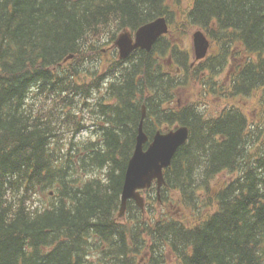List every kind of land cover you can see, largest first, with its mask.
Wrapping results in <instances>:
<instances>
[{"label":"trees","instance_id":"obj_1","mask_svg":"<svg viewBox=\"0 0 264 264\" xmlns=\"http://www.w3.org/2000/svg\"><path fill=\"white\" fill-rule=\"evenodd\" d=\"M180 7L181 0H0V264H264V144L251 155L264 130L235 106L209 116L205 105L176 102L191 80L206 75L207 86L233 58L229 96L260 93L264 107V0ZM161 16L171 34L151 53L120 61L119 33ZM193 27L213 45L191 70L178 40ZM170 57L186 73L176 74ZM143 105L151 141L177 124L191 129L162 191V201L173 194L182 211L159 214L151 194L145 212L130 202L118 221ZM89 129L94 140L78 138ZM222 171L236 176L213 196L211 179Z\"/></svg>","mask_w":264,"mask_h":264},{"label":"water","instance_id":"obj_2","mask_svg":"<svg viewBox=\"0 0 264 264\" xmlns=\"http://www.w3.org/2000/svg\"><path fill=\"white\" fill-rule=\"evenodd\" d=\"M169 32V26L165 18H159L141 27L133 38L132 34L125 32L115 42L119 49L120 59H127L133 51L143 49L150 52L159 38ZM210 43L201 31L194 35V48L197 60L203 59L209 50ZM143 119L146 117V107H143ZM189 128L180 127L167 134L158 133L153 143L145 150L149 138L144 133L143 122L140 126L137 145L132 159L129 162L122 193L121 209L119 217L125 216L129 200H134L144 209L145 199L140 190L152 187L157 180L158 191L165 184L164 170L172 164L177 151L187 143Z\"/></svg>","mask_w":264,"mask_h":264},{"label":"rangeland","instance_id":"obj_3","mask_svg":"<svg viewBox=\"0 0 264 264\" xmlns=\"http://www.w3.org/2000/svg\"><path fill=\"white\" fill-rule=\"evenodd\" d=\"M181 11L179 12H185L187 11L189 1L185 0L184 2L181 3ZM178 9V6H177ZM177 12V14L174 16V20L176 23H180L181 21V14ZM172 28L174 26L172 25ZM199 29L196 27L189 28L187 29V33L183 34L182 37H179V43L181 44L180 47L186 49L188 52L193 54V35L198 31ZM235 62V61H233ZM237 63V62H236ZM235 63V64H236ZM206 76L204 77V80H206ZM204 80H196L193 81L191 80V83L186 89L183 90V93L180 96L181 102L185 103H190V102H195V101H204V103H207L208 105L211 106L212 111L216 112L218 111L223 105H225L228 102H231L232 104H239L243 108H245L246 113L249 118H251L252 122L258 123V124H263L264 126V111L261 109H257L256 104L254 103L256 101V98H249V99H240V100H228L230 97H225V96H220V94H210V89L212 88L211 84H203ZM224 82H223V81ZM218 82L219 85L221 84L223 87H227V80H226V71L224 74L218 77L217 79V84ZM216 89L219 88L218 86L215 87ZM198 103V102H195ZM200 103V102H199ZM203 104V103H202ZM201 104V105H202ZM94 129V128H93ZM93 129L84 131L82 134L78 136L80 139H95V134L93 133ZM101 175V174H99ZM232 176L228 172H221L218 174L214 180L212 181V186L215 188V190H219L223 186H225L230 180ZM178 199L174 196H171L168 200V203L160 207L159 205H155L156 210L158 213H166L168 216H178L177 214L181 213L182 209L179 205H181L178 201ZM179 217V216H178ZM191 218V216L189 215ZM172 256L168 257L171 259Z\"/></svg>","mask_w":264,"mask_h":264},{"label":"bare ground","instance_id":"obj_4","mask_svg":"<svg viewBox=\"0 0 264 264\" xmlns=\"http://www.w3.org/2000/svg\"><path fill=\"white\" fill-rule=\"evenodd\" d=\"M170 14V13H169ZM172 14V13H171ZM245 31V30H244ZM215 36V35H214ZM95 41V40H94ZM110 41V40H109ZM106 42V41H105ZM98 44V43H97ZM93 45V44H92ZM108 47V46H107ZM93 48V47H92ZM258 48V47H257ZM262 54V53H261ZM99 55V54H98ZM97 56V55H96ZM101 56V55H100ZM98 58V57H97ZM90 62V61H89ZM45 65V64H44ZM150 70V69H149ZM90 71V70H89ZM243 80V79H242ZM33 82V81H32ZM104 87V86H103ZM58 91V90H57ZM70 92V91H69ZM81 92V91H80ZM79 92V93H80ZM72 94V93H71ZM84 96V95H83ZM68 97V96H67ZM89 98V97H88ZM34 99V98H33ZM57 99V98H56ZM27 102V101H26ZM30 102V101H29ZM28 102V103H29ZM24 106V105H23ZM90 106V105H89ZM70 108V107H69ZM71 109V108H70ZM63 110V109H62ZM108 113V112H107ZM33 114V113H32ZM77 114V113H76ZM76 117V116H75ZM66 120V119H65ZM74 121V120H73ZM48 122V121H47ZM40 123V122H39ZM55 130V129H54ZM59 131V130H58ZM70 134V133H69ZM65 135V134H64ZM205 135V134H204ZM210 135V134H209ZM218 135V134H217ZM224 136V135H223ZM90 141V140H89ZM77 146V145H76ZM209 149V148H208ZM98 151V150H97ZM109 151V150H108ZM192 154V153H191ZM91 155V154H90ZM93 155V154H92ZM74 156V155H73ZM67 157V156H66ZM66 162V161H65ZM53 165V164H52ZM85 167H83L84 169ZM245 170V169H244ZM92 173V172H91ZM90 173V174H91ZM85 174V173H84ZM66 177V176H65ZM96 178V177H95ZM244 179V178H243ZM204 181V180H203ZM197 186V185H196ZM65 188V187H64ZM70 189V188H69ZM48 191V190H47ZM26 193V192H25ZM66 194V193H65ZM262 194V193H261ZM57 195V194H56ZM66 199V198H65ZM233 199V198H232ZM207 200V199H206ZM67 208V207H66ZM129 215V214H128ZM163 219V218H162ZM91 242V241H90ZM96 257V256H95Z\"/></svg>","mask_w":264,"mask_h":264},{"label":"flooded vegetation","instance_id":"obj_5","mask_svg":"<svg viewBox=\"0 0 264 264\" xmlns=\"http://www.w3.org/2000/svg\"><path fill=\"white\" fill-rule=\"evenodd\" d=\"M228 80H229V78H228Z\"/></svg>","mask_w":264,"mask_h":264}]
</instances>
